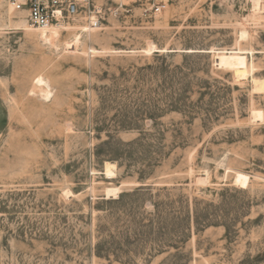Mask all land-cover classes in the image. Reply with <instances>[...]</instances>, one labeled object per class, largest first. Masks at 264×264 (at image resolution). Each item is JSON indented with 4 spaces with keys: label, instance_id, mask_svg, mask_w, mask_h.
Masks as SVG:
<instances>
[{
    "label": "rangeland",
    "instance_id": "rangeland-1",
    "mask_svg": "<svg viewBox=\"0 0 264 264\" xmlns=\"http://www.w3.org/2000/svg\"><path fill=\"white\" fill-rule=\"evenodd\" d=\"M262 1L98 0L54 47L0 0V264H264Z\"/></svg>",
    "mask_w": 264,
    "mask_h": 264
},
{
    "label": "built area",
    "instance_id": "built-area-1",
    "mask_svg": "<svg viewBox=\"0 0 264 264\" xmlns=\"http://www.w3.org/2000/svg\"><path fill=\"white\" fill-rule=\"evenodd\" d=\"M10 10L22 15L33 28L61 27L66 21L96 10L98 0H4ZM127 12L136 7L142 17L151 19L161 15L170 0H121ZM99 13L102 10L98 9Z\"/></svg>",
    "mask_w": 264,
    "mask_h": 264
},
{
    "label": "bare ground",
    "instance_id": "bare-ground-1",
    "mask_svg": "<svg viewBox=\"0 0 264 264\" xmlns=\"http://www.w3.org/2000/svg\"><path fill=\"white\" fill-rule=\"evenodd\" d=\"M252 1H253V5H254L255 9H262V6H263L262 0H252ZM60 29H61V27L53 26V27H49V28L35 29V30L40 32V38L44 43L49 44V45L54 46V47H57L56 42L60 37ZM242 36H244V34H242L241 37ZM79 44H80V36H77L72 41L66 42V44H64V45H65V49L70 51V50L77 49ZM37 83L39 84L40 87H44V85L47 87L46 92H45V97L49 98L52 95V93L50 91V88H49V85L47 84V82H45L43 79L40 78L37 80ZM254 116H255L254 118L259 119V121L263 120V114L260 111L254 112ZM198 179H200L201 181H205L207 179V175H202V177H199ZM198 183H200V181ZM201 183L203 184V182H201ZM204 184H205V182H204ZM107 190H106V192H108V193L106 196H108L109 198L110 197L114 198L113 195L116 196V193H118V191H119V189H107Z\"/></svg>",
    "mask_w": 264,
    "mask_h": 264
}]
</instances>
